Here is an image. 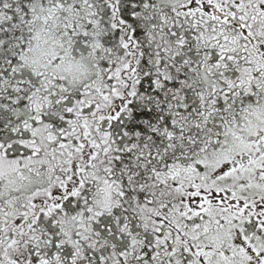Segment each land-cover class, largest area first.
I'll return each instance as SVG.
<instances>
[{
    "label": "trees",
    "instance_id": "16d2710c",
    "mask_svg": "<svg viewBox=\"0 0 264 264\" xmlns=\"http://www.w3.org/2000/svg\"><path fill=\"white\" fill-rule=\"evenodd\" d=\"M67 1L0 0V155L20 152L45 171L39 160L54 152L45 176L61 185L44 201L0 202V264H161L169 254L146 252L131 232L178 229L175 188L194 181L187 170L198 159L191 137L199 133L200 157L209 152L227 105L244 96L241 55L232 46L219 58L204 41L212 30L164 0H74L71 11L47 15L48 3ZM40 10L59 22L55 47L89 61L97 78L71 88L57 72L32 65ZM44 73L51 77L43 83L36 76ZM177 163L184 174L173 177Z\"/></svg>",
    "mask_w": 264,
    "mask_h": 264
},
{
    "label": "flooded vegetation",
    "instance_id": "af4514ba",
    "mask_svg": "<svg viewBox=\"0 0 264 264\" xmlns=\"http://www.w3.org/2000/svg\"><path fill=\"white\" fill-rule=\"evenodd\" d=\"M256 1L260 16L256 24L240 25L233 18L243 9L251 11L253 0H214L209 5L204 0L198 7L214 29H231L232 25L242 29L243 40L229 46L241 44L244 57L257 62L259 86L253 90L261 103L228 104L241 111L240 119L231 121L216 135L217 143H221V133L225 132V140L211 152L209 167L196 182L176 186L177 230L131 232L143 238L140 242L146 252L164 255L165 259L169 254L162 264H264V0ZM211 4H220L224 13L212 9ZM226 17L230 23L223 22ZM251 27L260 31L257 40L250 37ZM193 115L198 119V108ZM191 138L198 151L199 133ZM184 141V133L179 130L180 160ZM159 222L166 223L162 217ZM174 258L178 262H173Z\"/></svg>",
    "mask_w": 264,
    "mask_h": 264
},
{
    "label": "rangeland",
    "instance_id": "374dc122",
    "mask_svg": "<svg viewBox=\"0 0 264 264\" xmlns=\"http://www.w3.org/2000/svg\"><path fill=\"white\" fill-rule=\"evenodd\" d=\"M74 0H68L65 6H62L58 2H50L47 4V7L45 8L47 15L54 12L56 9H63L65 7L66 11L69 12L72 9V3ZM208 1V0H207ZM165 4L170 5L171 7H179L181 8L184 5H187L188 8L197 9L199 4H203L204 0H164ZM40 13L43 15V23L40 22L35 31V38L33 37L32 42H30V59L31 63L34 67H39L42 69H51L54 72H57L61 78L67 80L69 82V86L71 87H77L81 85L85 80V84L91 82V78L94 76L97 78L99 74L95 71V69L92 68L90 62H87V65L85 61H82L80 56H73L68 53V50H64L61 48L55 47L53 42V30L57 29L59 26V22L55 19L58 18L60 20V17L56 16L51 21V16H45L43 11L40 10ZM242 21H247L248 19L241 18ZM49 26H46L45 22H49ZM61 22V20H60ZM226 40H228L227 36L225 37ZM205 43L210 44V40L208 38H205ZM219 41V40H217ZM216 41V46L219 48L224 49L223 46L219 45V42ZM202 44H204L202 42ZM205 45V44H204ZM225 51V49H224ZM223 54H219V57ZM60 58L64 59L66 62L63 64V61L60 60ZM79 59V60H78ZM199 60V59H198ZM66 64V65H65ZM205 76V82L208 84H212L213 80L209 78L210 75L203 74ZM41 82H45L46 79H49L51 77V74L44 73L41 76H36V78H40ZM90 79V80H89ZM71 87V88H72ZM32 97H36V93H33ZM241 100L240 102H238ZM243 101H247L244 96H241L240 98L232 99V103H242ZM253 104H260V99H256V97L252 96V99L250 100ZM199 106V105H198ZM34 108L36 111V99L34 101ZM237 112L241 113L240 110H236ZM18 116L20 114H17ZM34 123H28V126L26 127L27 132H31L34 128ZM45 127H41L39 130V135H44L45 133ZM36 133V130H35ZM48 139L47 135L46 138H42V141H45ZM23 154L13 153L12 155L7 153L6 151H3L0 155V202L3 201V199H6L7 197H11L12 194L16 195L12 200L14 202L18 201L19 199L23 197H33L31 199V202L33 201H44L46 200L48 196L51 197L53 195V189L60 187V181H54L53 186L52 183L49 185L48 180L45 176V174H49L52 170L54 161L56 159V154L54 152H49L47 154V157L43 160H39L41 162L46 163L45 165H42L45 171H38L36 170V164H34L33 168V175L29 173L23 172L25 169H29L30 166L28 163L24 161L22 158ZM1 158H7L9 160V163L3 162ZM32 161L35 163L36 158L32 159ZM37 161V162H39ZM209 157L204 158L200 161L201 165L205 166L206 168L209 167ZM8 169V171H7ZM37 173V174H36ZM17 175V176H16ZM44 185V186H42ZM42 190V191H41ZM38 191H40L38 194H36ZM2 203H5L3 201ZM0 203V204H2ZM30 206L32 204H29ZM152 212V210H150ZM156 215V214H155ZM151 217V216H150ZM157 219V218H156ZM152 220L149 218V221ZM172 230H177L176 227L171 226Z\"/></svg>",
    "mask_w": 264,
    "mask_h": 264
}]
</instances>
